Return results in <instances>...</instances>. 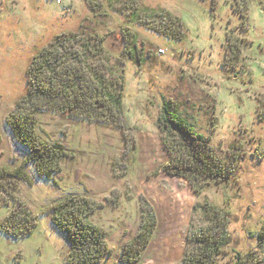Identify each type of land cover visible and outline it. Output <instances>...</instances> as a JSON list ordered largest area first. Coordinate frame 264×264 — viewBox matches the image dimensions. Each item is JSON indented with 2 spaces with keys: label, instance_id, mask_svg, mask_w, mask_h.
<instances>
[{
  "label": "rangeland",
  "instance_id": "obj_1",
  "mask_svg": "<svg viewBox=\"0 0 264 264\" xmlns=\"http://www.w3.org/2000/svg\"><path fill=\"white\" fill-rule=\"evenodd\" d=\"M242 1L0 0V168L21 167L25 160L6 119L27 91L32 58L61 34L104 39L111 64L124 70L123 106L130 126L125 132L67 114L38 115L39 136L67 155L50 179L38 177L31 164L24 166L32 184L18 183L17 197L38 224L21 238L0 232V264H66L69 245L46 210L69 195L102 204L90 219L106 231L113 252L100 264H124L120 254L139 231L143 200L157 225L138 264H177L191 224L201 223L193 208L206 203L228 213L231 241L218 264L258 250L264 241V0H246V19L236 9ZM143 8L177 17L184 38L171 40L146 28ZM157 21L162 20L151 18L150 24ZM125 28L138 36L142 63L123 52ZM229 32L240 40L238 56L228 55ZM165 101L220 154H240L227 182L211 180L196 194L185 179L162 170L171 159L157 125ZM14 205L0 191V218Z\"/></svg>",
  "mask_w": 264,
  "mask_h": 264
},
{
  "label": "trees",
  "instance_id": "obj_2",
  "mask_svg": "<svg viewBox=\"0 0 264 264\" xmlns=\"http://www.w3.org/2000/svg\"><path fill=\"white\" fill-rule=\"evenodd\" d=\"M246 6V0L236 5L242 19L247 17ZM143 10L148 12L142 21L146 28L171 40L184 38L179 19L170 12ZM151 18L162 21L150 24ZM121 35L124 54L142 63L144 53L136 32L125 28ZM226 42L228 55H240V40L233 32L227 33ZM111 62L112 55L107 52L102 37L91 35L87 39L77 32L56 36L32 58L27 69V91L6 119L16 142L25 149L26 157L21 167L0 168V191L15 203L13 209L0 218L1 233L21 238L37 227V215L17 197L18 183L32 184L24 166L31 164L38 177L50 179L60 171L61 161L67 155L62 146L49 144L39 136L36 130L39 114L46 111L67 114L130 131L123 106L124 70ZM157 125L163 146L171 157L162 170L185 179L196 194L201 193L209 181L227 182L236 172L240 154L232 152L230 157L220 154L210 139L197 132L170 102H163ZM1 143L0 136V146ZM3 203L9 202L5 198ZM101 206L90 197L69 195L46 210L53 229L62 234L69 245L66 264H100L112 254L106 231L90 219ZM193 212L200 213L201 223L200 226L191 224L184 254L177 264H218V258L231 241L227 230L228 213L208 203L196 205ZM156 225L153 209L143 200L139 231L122 249L121 263L141 261ZM232 264H264V241H259L258 250L236 253Z\"/></svg>",
  "mask_w": 264,
  "mask_h": 264
},
{
  "label": "crops",
  "instance_id": "obj_3",
  "mask_svg": "<svg viewBox=\"0 0 264 264\" xmlns=\"http://www.w3.org/2000/svg\"><path fill=\"white\" fill-rule=\"evenodd\" d=\"M12 133V132H11ZM18 144V143H17ZM167 151V150H166ZM173 177V176H172ZM179 178V177H178Z\"/></svg>",
  "mask_w": 264,
  "mask_h": 264
}]
</instances>
